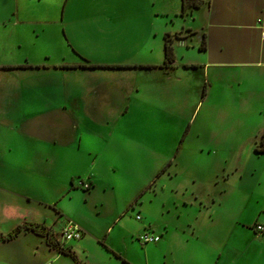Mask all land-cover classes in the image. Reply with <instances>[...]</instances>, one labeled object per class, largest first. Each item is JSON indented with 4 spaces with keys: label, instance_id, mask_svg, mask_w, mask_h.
Segmentation results:
<instances>
[{
    "label": "rangeland",
    "instance_id": "374dc122",
    "mask_svg": "<svg viewBox=\"0 0 264 264\" xmlns=\"http://www.w3.org/2000/svg\"><path fill=\"white\" fill-rule=\"evenodd\" d=\"M156 1L165 7V33L195 41L193 49L176 43L175 69H86L68 72L69 84L57 72L0 69V236L40 224L57 240L74 223L83 235L66 248L78 246L91 264H264V233L254 231L264 220V68H212L210 76L186 68L242 64L252 52L238 50L245 47L235 30L219 28L231 21L210 29L207 0L185 15L182 0ZM41 7L0 0V66L35 64ZM202 30L211 31V53L198 49ZM254 40L261 43L259 33ZM14 86L25 91L32 119L10 106ZM146 234L160 241L145 244Z\"/></svg>",
    "mask_w": 264,
    "mask_h": 264
},
{
    "label": "crops",
    "instance_id": "0c3cea01",
    "mask_svg": "<svg viewBox=\"0 0 264 264\" xmlns=\"http://www.w3.org/2000/svg\"><path fill=\"white\" fill-rule=\"evenodd\" d=\"M36 2L42 6V11L35 15L36 23L41 27L42 36H37L32 43L37 61L32 64L27 60L24 64L40 65L41 68L22 69L19 73L43 70L57 72L61 73L64 82L69 84L68 80L73 75L78 76L81 71L87 73L89 70L58 68L59 66L81 64L160 65L163 63L156 62L154 58L158 56L159 59H164L165 38H161L162 47L160 49L156 48L154 40L159 36L160 28L163 27V34V32L165 33L164 26L169 24L165 23L164 5L157 4L158 1L156 0H151V5H148L146 0H36ZM216 3H218L217 0H207L203 5H212L210 9L214 10H212L211 17H209L211 20L210 29L218 27L217 25H226L220 24L219 21H231L226 26H220L219 28H232L233 31L235 30L239 35H236L233 39L238 44L240 41V47H245V49L238 50L245 51L249 49L252 53H249V57L246 56V60H242V64H221L214 59L205 64L196 63L200 66L196 69L210 76L209 72L212 68H241L244 66L243 64L247 67L260 66L264 68V0H224L222 7L221 3H218L217 6ZM48 24L52 28L50 31L46 29ZM121 27H123V30H121ZM202 31H205L202 37V40L205 37V49H198L201 52L211 53L208 47V40H211V31ZM121 33H124L125 36ZM257 33L260 34L261 43L259 41L255 43L254 39ZM177 42H184L189 49L196 47L195 41H191L192 46H189L186 40L182 41L175 38L173 40L175 54H177ZM252 45L258 47L260 51V56L256 60L252 58L254 52ZM100 70L103 72L102 75L119 73L117 69ZM68 72L73 75L67 76ZM91 72L96 71L91 69ZM23 88L28 89L30 85L25 82ZM12 91L14 103L9 102L12 97L8 94L9 105L11 104L10 106L18 111H28L27 106L29 104L27 103L25 91L18 86H14ZM58 104L56 103L54 106L56 107ZM55 107H52L51 110H54ZM28 112L27 114H20L26 119H32L33 112ZM62 204L68 212L65 201H62ZM4 210L10 212L8 218H11V213L15 212V209L10 205ZM80 225L84 227L82 223ZM85 231L88 233L87 230ZM37 242L43 244L38 254L34 253L32 249ZM0 246L5 250L0 251V263L3 264H76L69 256L51 249L47 245L45 237L30 232L21 233L12 241H2ZM18 247L20 249L15 250L16 253L12 252V249ZM79 250L78 246H73V251L77 254L80 262L91 264L80 256ZM168 263L171 264L170 261Z\"/></svg>",
    "mask_w": 264,
    "mask_h": 264
},
{
    "label": "trees",
    "instance_id": "16d2710c",
    "mask_svg": "<svg viewBox=\"0 0 264 264\" xmlns=\"http://www.w3.org/2000/svg\"><path fill=\"white\" fill-rule=\"evenodd\" d=\"M205 2V0H182V11L181 14L185 15L188 12V9L195 10L199 9L201 5ZM170 33H167L165 35V45H164V51H165V57L163 60V63L160 65L155 64H147V65H123V64H112V65H102V64H81V65H63L59 66L58 68H66V69H132V68H142V69H154V68H161L163 70H168L171 68H175V61H176V55L173 48V40L170 38ZM200 50L205 49V37L202 40V43L199 47ZM186 68H198L197 65H185ZM33 68H41L40 65H30V64H21V65H6V66H0V69H33ZM207 95V82L203 85L202 90V99H204ZM191 128V124L188 123L185 130L182 133L181 136V142H184L189 134ZM258 152H264V149ZM165 171V167L162 169V173ZM33 233L35 235L43 236L46 239L47 245L51 248L59 252L60 254L69 256L76 264H86L81 263L80 260L77 257V254L75 251H73L72 248H66V244H62L57 241L54 237V234L47 229L44 225H28L23 224L19 225L14 229L9 235L7 236H0L1 241H12L16 239L21 233Z\"/></svg>",
    "mask_w": 264,
    "mask_h": 264
},
{
    "label": "built area",
    "instance_id": "2783aa9c",
    "mask_svg": "<svg viewBox=\"0 0 264 264\" xmlns=\"http://www.w3.org/2000/svg\"><path fill=\"white\" fill-rule=\"evenodd\" d=\"M254 231L257 232L258 234L264 233V220L262 221L260 220L255 223ZM82 235H83L82 228L77 224L70 223L63 229V232L61 233V239L58 240L62 244L65 243L67 244L69 241L81 239ZM141 241L145 244L151 242L157 243L160 241V238L158 236H151L149 234H146L142 236Z\"/></svg>",
    "mask_w": 264,
    "mask_h": 264
}]
</instances>
